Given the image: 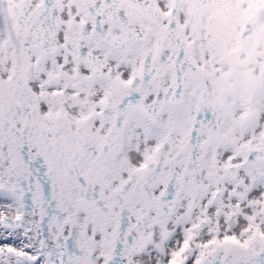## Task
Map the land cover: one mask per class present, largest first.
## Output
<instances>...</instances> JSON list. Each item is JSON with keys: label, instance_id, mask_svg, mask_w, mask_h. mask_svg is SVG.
Here are the masks:
<instances>
[{"label": "snow or ice", "instance_id": "1", "mask_svg": "<svg viewBox=\"0 0 264 264\" xmlns=\"http://www.w3.org/2000/svg\"><path fill=\"white\" fill-rule=\"evenodd\" d=\"M0 264H264V0H0Z\"/></svg>", "mask_w": 264, "mask_h": 264}]
</instances>
